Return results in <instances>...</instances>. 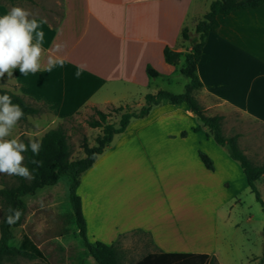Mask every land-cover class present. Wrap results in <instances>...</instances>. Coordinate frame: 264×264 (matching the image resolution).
<instances>
[{
	"label": "crops",
	"instance_id": "1",
	"mask_svg": "<svg viewBox=\"0 0 264 264\" xmlns=\"http://www.w3.org/2000/svg\"><path fill=\"white\" fill-rule=\"evenodd\" d=\"M213 1L0 0V15L22 7L45 33L41 69L27 75L14 69V78H0V88L47 103L59 120L86 107H141L147 94L165 91L181 74L195 27ZM54 5L61 8L55 23L48 18ZM218 21L219 29L209 33L197 65L203 87L194 95L208 115L223 117L222 129L232 111L264 125V5L219 16ZM184 28L189 41L182 38ZM56 44L66 47L56 52ZM167 48L182 54L176 65L166 63ZM50 56L62 57L63 67L57 64L47 71ZM78 65L85 68L79 78ZM148 67L159 77H151ZM188 82L183 81L184 88ZM200 152L210 158L213 170L204 166ZM81 185L88 235L93 215L99 214L101 225L114 224L113 243L140 231L149 235L158 254L215 255V246L192 249L186 237L171 240L183 235L172 198L182 197L185 208L200 207L204 192H223L214 206L218 216L228 214L225 208H233L249 189L239 163L214 142L188 107L168 102L153 107L145 118L133 119L116 135L82 175ZM131 197L140 202L129 203ZM157 209L153 218L150 214ZM170 223L176 234H167Z\"/></svg>",
	"mask_w": 264,
	"mask_h": 264
},
{
	"label": "rangeland",
	"instance_id": "2",
	"mask_svg": "<svg viewBox=\"0 0 264 264\" xmlns=\"http://www.w3.org/2000/svg\"><path fill=\"white\" fill-rule=\"evenodd\" d=\"M52 8L54 14L49 15L48 18L55 23L61 17V8L55 5ZM174 78L172 84L165 85V91L173 94L183 93L185 90L183 81H186V77L177 74ZM33 102L41 106V102L36 100ZM113 108V106H108L102 111L109 114L110 122L117 123L118 115L115 114ZM95 116V110L92 107H86L73 119L64 121L57 119L54 111L49 107L40 115L21 119L8 138H16L23 143L30 140L40 141L48 131L62 126L71 147V158L79 159L84 155L81 148L83 139L86 138L92 146L95 144L96 137L101 133L100 129L88 126V121ZM223 129L225 137L239 136L238 146L253 165L264 164L263 124L240 112L232 111L227 115ZM18 182L16 176L0 174V189L13 187ZM257 188L264 201V175L257 181ZM81 189H83L82 185ZM81 193L87 195L84 190H81ZM222 193L204 192L203 205L200 207L185 208L182 197L172 198L183 235L171 238V240L180 242L186 237L189 242L187 248L192 249H210L211 246H215V255L211 256H215L216 264H264V212L261 205L256 201L250 189H247L238 196L240 201L233 208H225L229 211L228 214L221 213L216 216L215 202ZM68 195L69 179L63 177L57 185L45 187L34 195L24 197L23 200L27 204L25 219L20 227L13 229L12 243L18 246L23 234H27L41 249L45 260L14 257L6 258L4 264H96L79 237ZM129 199V203L140 202L138 197ZM130 211L134 214L139 213V209L134 211L130 209ZM152 212L150 215L153 218L154 213L159 214L158 209ZM4 214L0 200V221ZM92 218H95V221L92 219L94 223H90L92 232L89 233L90 241L106 244L107 242L103 241H110L109 245L116 244L119 260L123 264H136L148 255L158 254L153 248L151 238L146 233L131 231L121 235L117 242L113 243L114 224L104 222L101 225L99 214L93 215ZM167 230V234L174 232L172 223L168 225Z\"/></svg>",
	"mask_w": 264,
	"mask_h": 264
},
{
	"label": "trees",
	"instance_id": "3",
	"mask_svg": "<svg viewBox=\"0 0 264 264\" xmlns=\"http://www.w3.org/2000/svg\"><path fill=\"white\" fill-rule=\"evenodd\" d=\"M15 2L18 0H8ZM31 1V0H27ZM264 5V0H216L210 5L209 11L197 23L195 27L196 37L192 40L191 50L184 55V62L181 68V74L189 82L185 90L180 94H173L168 91L160 90L155 94H147L144 97V104L141 107H132L130 105L114 107L113 111L118 115V122L113 123L109 120V114L102 110L93 108L96 116L88 121V126L93 129H100L101 133L96 137L95 144L89 145L86 138L83 139L81 148L83 157L72 159L71 147L68 143L65 130L62 126L48 131L40 140L42 147L38 156H33L31 150L23 153L25 156L24 165L33 173L34 179L28 181L16 176L18 184L13 187L0 189V200L2 202L5 214L0 221V264H4L6 258L22 257L29 260H45L41 249L27 235L23 234L22 240L18 246L13 245V229L20 227L25 219L27 204L24 197L34 195L38 190L45 187H51L58 184L61 178L69 179L68 201L74 217L79 237L89 255L96 264H123L119 260L116 244L107 245L102 242L92 243L89 239L87 223L83 214L82 199L79 195L81 187V177L87 172L102 155L105 149L112 143L116 135L124 133L133 119L145 118L149 115L153 107L162 102H168L173 105H186L201 125L208 130L214 142L223 147L230 158L239 163L249 186L250 192L255 195L256 201L261 205L264 212V201L257 188V181L264 175V164L260 166L253 165L247 156L238 146V135L225 137L222 129L221 116H210L205 108L198 102L195 92L202 89L203 84L197 75V65L201 59L206 39L211 32L219 29V16H228L236 11L255 9ZM182 38L185 41L190 40L189 29L184 28ZM182 56L181 53L164 50L165 61L169 65H176ZM148 73L151 77H159L158 72L148 67ZM8 94L11 96L14 104H18L24 112V118L27 116H36L45 112L50 106L41 102L37 106L34 99L26 96L14 94L8 90L0 88V95ZM74 116L64 118V121L73 119ZM184 135V133H183ZM26 145L29 141L24 142ZM200 159L208 170H213V164L210 158L200 152ZM42 161V166L31 163V160ZM19 208L23 215L20 220L9 226L4 222L8 215L7 209ZM136 264H216L215 256L208 254H153L144 257Z\"/></svg>",
	"mask_w": 264,
	"mask_h": 264
},
{
	"label": "clouds",
	"instance_id": "4",
	"mask_svg": "<svg viewBox=\"0 0 264 264\" xmlns=\"http://www.w3.org/2000/svg\"><path fill=\"white\" fill-rule=\"evenodd\" d=\"M32 13L22 7H12L6 14L0 15V78H14V69H19L22 75L36 73L41 69V58L44 54L43 43L45 33ZM65 44L54 45L56 52H61ZM59 64L64 65L62 57H49L47 71ZM85 70L84 65H78L75 76L79 78ZM24 112L18 104H14L8 94L0 95V174L19 176L28 181L34 179L33 173L24 165L23 153L31 150L33 156H38L42 147L39 140H30L26 145L16 138L9 139L18 122L24 118ZM42 166V161H30ZM41 206H43L41 202ZM8 215L4 222L9 226L16 224L23 215L19 208L7 209Z\"/></svg>",
	"mask_w": 264,
	"mask_h": 264
}]
</instances>
